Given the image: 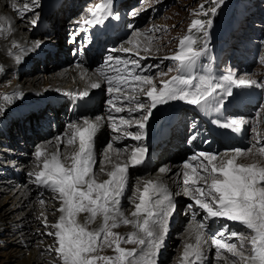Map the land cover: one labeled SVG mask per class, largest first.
I'll use <instances>...</instances> for the list:
<instances>
[{"label": "snow or ice", "instance_id": "1", "mask_svg": "<svg viewBox=\"0 0 264 264\" xmlns=\"http://www.w3.org/2000/svg\"><path fill=\"white\" fill-rule=\"evenodd\" d=\"M215 6L208 11H201L204 16L209 13L215 16L217 9L224 3V0H212ZM39 7L37 0H31V6L24 4L23 9H15L20 18H26L28 13L37 16L31 21L35 26L38 22L36 8ZM90 20H85L82 27L97 26L103 24L114 15V0H103L102 3L95 4L94 8H89ZM213 24L212 19L202 21L196 19L191 27L203 33V45L199 49L193 47L196 43L190 36H185L180 40V48L171 57L175 63V71L179 73L170 80L163 81L162 87L157 88L153 84L152 77L145 75L152 67H141L139 52L137 58L121 59L120 57L109 56L107 61L109 66L115 65V76H107L104 72L100 75L106 80V92L110 98L107 103L111 106L109 113H122L127 110L129 116L138 113L136 119L119 118V123L113 115L108 116V121L113 125L114 132L121 131V126H136L138 131L133 133L123 131L125 137L134 141L141 142L147 137V125L154 115V110L158 106L166 105L173 101L185 102L188 105L197 107L205 113L219 114L212 123L218 128L239 132L245 121L242 118H234L224 115L226 101L233 96L234 88L264 87V84L247 79H236L229 70L226 74L216 76L215 74H201L202 58L207 56L209 46V30ZM77 33L70 37L72 43H76ZM91 42V35L84 37ZM37 47H40L37 44ZM123 52L130 53L128 48L121 49ZM148 51V48L144 49ZM146 58V57H145ZM139 69V71H137ZM173 69H169L172 71ZM162 75H166L162 73ZM143 85L150 86L146 93ZM91 89H100L102 85L98 82L90 85ZM139 95H146L147 100L142 101L139 95H128V90ZM90 91L84 90L76 94L77 100L85 104L90 99ZM125 107L116 106L117 103L124 104ZM104 118L97 116L95 121L83 120V126H78L72 122L67 125L70 136L65 133L68 144L79 141L78 151L71 157V165L65 164L59 158V154H53L50 159L43 160L42 169L29 173L34 176L33 183L37 188L52 194V199L60 202V207L56 211L61 215L56 223L50 227L55 231L46 233L54 236L58 247L55 249L56 255L62 260V264H156V257L163 243L167 231V222L174 214V205L167 189L157 186L152 182L146 183L143 191H139L136 200H133L135 211L132 213L135 219L124 217L121 211V200L124 196L129 166H140L146 162L148 149L146 146L134 147L131 151L129 162L118 164L114 170L108 173L109 179L98 182L93 172L95 164L94 139L103 126ZM199 131L195 124L192 125L191 140H195ZM58 140L62 138L58 137ZM119 141L120 137H116ZM112 145H109L111 148ZM121 151V150H117ZM245 150H236L235 155L219 165L214 161L216 154L199 153L193 155L191 160L197 161L196 164L185 162L183 164L186 171L183 173V185L186 194L194 203L187 205L193 219L200 216L199 228L206 230L211 228V224L217 219H227L237 222L250 230V236L237 231H231L228 240L237 238L239 240V250L236 243L227 242L225 239L228 229L226 226L220 228L212 239V243L217 250V256L221 255V250L231 253L232 257L238 258L244 264H264V167L256 164L241 165L236 163V157ZM264 153V148H261ZM44 156L42 150L35 152L37 160ZM203 159H200V158ZM205 161L207 163H205ZM188 169L191 170V174ZM200 169L206 175H200ZM103 171V169H101ZM164 171V169H161ZM204 181V185L196 186L198 179ZM210 181V182H209ZM44 191L40 193L41 197ZM160 194H163L162 196ZM155 197V198H153ZM41 205L45 203L40 200ZM89 214L85 224L78 222L80 214ZM98 217L102 218V227L97 231H90L86 227L87 223L94 222ZM133 225L136 232L128 235L125 239L119 233L112 231L120 226ZM45 227H49L45 219ZM101 244H106L113 248L116 255L114 257L93 255ZM245 241L251 245V257L244 255ZM134 244L140 249L127 250L121 244ZM207 243L202 238L201 233H197L196 244L186 245L183 253L184 264H200L204 258L202 245ZM51 251V249H50ZM233 264H237L233 260Z\"/></svg>", "mask_w": 264, "mask_h": 264}, {"label": "bare ground", "instance_id": "2", "mask_svg": "<svg viewBox=\"0 0 264 264\" xmlns=\"http://www.w3.org/2000/svg\"><path fill=\"white\" fill-rule=\"evenodd\" d=\"M127 1L123 3L126 5L128 4ZM29 2L19 3L17 2V0H11V2L9 3L10 4L9 8H6V6L8 5L7 0H0V82L3 80V78H5V81H3L2 84H0V131H1V134L4 133L6 135V138L4 139L6 144L10 145L9 149L4 148L5 153H3L4 154L3 158L7 156V153H13V154H16L19 160H24L25 156L22 157L21 153L23 152L20 153L19 150H23V151L31 150V152L34 153L39 149L44 152L43 158L41 157L40 160H37V158H34L35 161L26 163L24 167L22 166L23 169L25 168V171H32L33 173H35L41 170L43 166V160L45 158L50 159L53 154H57V153L59 154V158L65 164V166L66 167L70 166L71 157L78 151L79 141L77 139L73 144L67 143L68 137L65 136V133H68L70 136V130L67 128L68 124L65 123V120H66L65 117L69 116V111H66L65 113H63L62 111L65 110V107L68 106L69 104L68 95L76 96V94H78L81 91L89 90L91 94L90 97L97 98L96 103L93 106L87 108L86 111L88 112L89 116L81 118L82 121L78 120L79 123L77 121L76 122L74 121V122L77 123L78 126H83L84 119H88L94 122L97 116L104 118L103 126L100 128L99 132L97 133L94 139L95 164L93 166V172L95 173L96 180L98 182H103L109 179L108 173L113 171L116 165L128 163L131 151L134 147H137L139 144L143 146H148L149 151L146 154V162L143 164L142 168L140 166H134V167L129 166L128 168V181H127L124 196L121 200V211L123 212L125 218H128L130 220L135 219V217H133L132 215V213L135 211L133 200L135 199L136 203L139 202L138 199H136V197L139 195V192L135 191L133 193V191H131L132 182L134 181L137 184V188H139L137 190L141 192L143 191L144 186L148 182H152L156 184L157 186L166 188L168 194H170L171 196L174 209L179 210L181 208L182 203L179 202V200L176 198L177 197L176 192L179 190V187H181L180 184L184 178L183 173L186 171V169H184L183 167V164L185 162L192 163V164L197 163V161L191 160V157L193 156V151H195L196 149L192 150L189 148L186 149L185 147L183 148L180 147L181 145H185V142L187 141H193L189 137L192 135L193 120L186 119L185 121L183 118L181 120L179 118L178 123L175 124V126L172 129L173 131L172 136L166 141L167 145L162 148L159 147L161 142L158 143L155 146V148H150V145L148 144L147 141L143 140L141 142H137L123 135V131L126 130V131L132 132L133 130L137 128L136 126L128 127L126 125H122L121 131L113 132L111 130L113 128V125L107 119L110 114L116 118L117 123H119V118L121 116L124 117L125 119H133V120L138 118V115H136L135 117H130L129 114L127 113V110L122 113H115L113 110L112 113H109V107L111 106L107 103V101L110 98V96L106 92V87H107L106 80L103 76L100 75V73L104 72L105 75H107L108 72L110 71L113 74V76H115L117 74L114 71L115 65L113 64V66L110 67L109 62L107 61L105 65V67L107 68L106 70L104 65L102 66L101 62L97 58V57H101L102 53L97 54L96 52L97 56L93 57L94 49L92 48V46L89 47L88 44H85L84 47L81 46V49L78 50L79 48L77 49L75 47L76 43H72L70 41L71 44L69 45L68 41H65L64 39H62V33L67 27L70 28L69 30L74 29L75 27L80 28V29L86 28V27H82L79 25H83V22L86 19L87 14H89L88 9L92 8L94 6V3L93 2L87 3L81 9V12L78 13V16L76 18V19H79L80 21L77 22L74 26L72 25L70 26V23L68 24V21H66L65 18L67 17V14L71 15L72 13H75L77 9L80 8L79 2H81V0H71L70 1L71 4L69 6H73V9L69 11L70 8L67 7L66 16L64 15L63 12L62 14L58 13L61 9L58 10V12H56L55 14L53 13L52 16L50 15V17L49 15H46L44 19L48 20L47 18L49 17L52 23L51 24L49 23L50 26L45 31L40 30L38 32L37 27H39V25L42 23L41 18L38 19V22L35 26H33L30 23V27H29V24L26 25L27 23L25 24V22H23L25 20L21 19L19 16V13L15 10V9H23L25 3H28L31 6V3ZM13 5H15V9L13 8ZM121 5L122 3L119 6L120 14H122L123 17L125 18H129L127 15H124L122 13L123 6ZM31 18H32L31 19L32 21L33 19H36L37 16H32ZM50 33H52L53 35V38L50 37L51 40H54V43L56 44H52V43L48 44L45 42V40L47 39L41 38V34L48 35ZM82 33L83 32L80 31L79 36H78L81 40H83ZM34 35H37L39 37L33 38ZM142 38L143 37H141L139 33H135L134 39H131L128 37L119 39L118 44H116L115 46L112 45V48L110 47L111 51L115 52L111 56L114 58L120 57L121 59H127L129 57L134 58L136 57L137 51L139 52V55H143V56L147 55L148 51H144V49L148 48L151 50V47H149V45H147V42H145V39H142ZM104 42H105L104 47L106 49H109L106 47V45H108L109 43L106 42V40ZM141 42L145 43L144 44L145 46L143 47L144 49L142 48L139 50L137 49V47H142ZM37 44H39L40 47H37ZM60 46L61 48L59 49ZM65 48L68 49L67 55H69V57L63 54L66 51ZM69 48L77 49L78 53L72 55L70 52L71 49ZM123 48H128V49H131L132 51L130 53H126L121 50ZM141 50H143L144 52H142ZM80 52H82L83 54H79ZM51 53H54V55H52ZM139 59L141 63L142 58L139 57ZM43 60L45 64H42ZM47 61H49V63L51 64L53 63L54 66L46 65ZM65 63L68 64L66 67L59 68V66L63 64L65 65ZM40 64L43 65V67L45 66L46 72H49V73L41 72L39 74L34 75L31 78L26 77L22 81L23 82L22 86L19 85L21 83L16 82V81H20L23 76H28L32 72L34 73L36 71V68L39 67ZM52 68H55V69L59 68V69L54 70L51 73L50 69ZM10 72H17L18 73L17 76L19 79L17 80L11 79L14 76V74ZM50 78H55V79L50 80ZM95 82L100 83L102 85V88L91 89L90 85ZM50 83L57 84L56 85L57 89H47L46 90L47 93L46 95H44L45 98H43L41 101H35L37 102V104L28 102L26 104L21 105L22 102H24L22 100L26 99L28 96H30L33 93V92H28L27 87L29 88L37 87L41 84L45 86ZM149 87L150 86L143 85L144 91L146 92ZM54 91H57L56 93H60L61 95L54 94ZM138 91L139 90L137 89V92ZM237 91H240L239 88H236L235 92ZM132 93L133 92H131V90H128L127 92L128 95H137V94H132ZM47 96H51L53 98V101L47 102L46 100ZM139 96H142V95H139ZM100 97H102V99H99ZM139 98L141 99V97ZM144 99L145 97L143 98V100ZM255 100H256V97H255ZM100 101H101V105L97 107ZM66 102H67V105H66ZM52 103H55V104H52ZM103 103L105 107L104 106L102 107ZM126 103L127 102H125L124 104L117 103L116 106H120V107L128 106L126 105ZM178 103H175V104H178ZM231 103L232 101L228 98V100L226 101L225 108L229 110V108L231 107ZM53 105H58L59 107H54ZM41 106L44 111H42ZM188 107L190 108V105L185 106V108H188ZM160 108L161 106H158V108L154 110V115L151 117L148 123V125L150 126L148 130H154L155 126L159 124L158 123L156 125V120L159 119V114L161 112ZM35 109H37L39 112L36 113ZM180 109H182V107ZM98 110H100L99 113H98ZM235 110L240 113V116L238 118H242L245 121V124L242 126L243 129L241 130L248 129V124L251 126L252 120L247 118V116L244 117L241 115L242 113L244 114V112L245 114H248V110L246 109V107L243 110H238V108H235ZM183 111L186 113V109H183ZM46 112L48 113L50 112L52 116L53 115L58 116V122L60 123L58 130H55V128L53 127L51 128L47 127V129H44L43 126L42 127L39 126L40 129L35 127L36 122L34 119L40 120L41 118L40 115H44V118H45L47 116L45 115ZM89 112H92V114L94 115L98 113V115L91 116L92 114ZM3 119L4 121H2ZM1 121H2V125H1ZM178 125L182 126L183 128L182 131H179L178 129H176V126ZM196 127L197 129H200V124H197ZM109 129H110V133H112L111 136L109 135ZM130 129H132V131ZM14 130H16V135L20 136V138H16V139L13 138L15 134ZM249 130L250 129L247 130V133H249ZM247 133L244 136L243 140L236 139L235 141L232 142V145L230 146L221 145L220 139L217 137H216L217 142L215 143V146L213 143L212 148H210V146L209 148H207L205 143H199L197 142V140L195 141V143L202 148H205L211 151L214 150L215 151L214 153L211 152L212 154L217 155V159L216 161H214V163L219 165L222 161H226L227 159L234 156L235 151L239 150V149H230V147H243L244 145H246V143L248 142V138L246 137ZM104 134H107V137L109 138V140L112 141L111 142L112 147L109 148V145H110L109 143V145L101 151V152H104L103 157L105 156L106 160L104 159V161H102V166L100 167V170L101 168L103 169V173L101 172L97 174L98 172L97 164L99 161V156H101L100 146L103 141L108 140L102 137L104 136ZM117 136H119L123 140L122 143L124 145L121 147L117 146L119 142V141L117 142V139H116ZM58 137L62 138V142L61 140L57 139ZM44 138H48V139H44ZM18 140L20 141V143H18ZM170 143H173V147L175 146L178 148L176 150H172L169 147ZM220 147H224V148L220 149ZM254 149H256V147ZM117 150H121V151H117ZM251 151L253 150L242 152L240 156L236 157V163L244 165L247 162V160L250 159V157L252 156L253 152ZM198 153H201V152H198ZM183 156L187 157V160L184 161V163L178 162V159ZM164 162L166 163L164 164ZM257 162L258 161H255L254 163L257 164ZM9 163H10L9 164L10 166L6 165L4 168L7 173H11L12 170L17 168L18 164H20L18 163L17 160L15 161L11 160ZM13 166H15V168H13ZM144 167L150 169V173L148 174V176H145V177L137 176L136 178L134 175L135 172L144 170ZM156 167L157 169H159L160 172L156 171L157 174L154 172L156 174L155 178L158 179L156 180V182H154L152 181V176H150V174L152 173V171L156 169ZM161 169H164V171H161ZM187 171H189L191 174L190 169H188ZM197 171L200 175H206V173L202 172L200 169H197ZM33 179H34V176H28V174H26V178L24 177L23 185H20V186L16 185V188L14 189L13 193L9 194L4 199L6 201V199L10 198L14 204L16 203V200L20 201V203L15 205V208L22 206L21 208H17V209H22L24 210V212H27V214H29L28 215L29 223H31V226L33 227V229H35L34 226L37 225V228L40 227L42 230L45 231L44 238L40 234L39 235L35 234L36 230H34L32 232V237L29 239L35 240L33 242H38L40 239H45L44 242H46V245H47L46 247L49 248V251L46 255L47 259L53 258L50 264H59L62 260L55 253V249L58 247L56 238L54 236H48L46 235V233L49 231H53V229L50 226L53 223H56L59 219V216L61 215L60 212L58 211L56 212V209L60 207V202L57 200H53L52 194L50 192L44 191V189H41V188H37L36 185L33 183ZM197 179H198V184L196 186H201V183L198 177ZM7 188L9 187L8 186L1 187L0 197H2V194L4 193L3 191H6ZM42 191H44V194H46V196L51 198V200L44 199L45 201L44 204L46 205V207H43L41 205L40 200H38L36 204L35 202L31 201L32 203L29 206H27V204L25 205L28 199L34 196L33 194L37 193L38 195H40ZM181 193L184 194L185 192H181ZM160 195L162 196L163 194H160ZM5 201L0 202V211H2V216H4V217H0V223L2 221L1 227L3 229H6L4 225H6L7 222H9L7 219V216L14 214L15 212L13 208H10L9 206L6 208H3L4 204H6ZM176 201H178L177 204H176ZM129 205L131 208L129 207ZM49 208H53V210ZM186 212H187V215H186L187 217H192L189 209H187ZM41 215L43 219L40 218ZM13 216H15V214ZM196 217H200V216L198 215ZM88 218H89V214H85V213L80 214L78 216V222L83 225L88 220ZM45 219L50 224L49 227H45L43 225L45 222ZM102 223H103L102 218L98 217L94 222L90 224V226L95 228L94 230H91V231L99 230L102 227ZM222 223H225L229 225L231 229L234 228L236 230H238V228L243 227L241 230L243 231L245 235H248V233H251L250 230L246 229L244 226H242L241 224L237 222L228 221L227 219L215 220L216 227H219L218 225H222ZM39 224H41L42 226H38ZM191 225H188L189 227L180 236V238L183 241L182 244L187 243V244L195 245L197 233L198 232L201 233L202 237H203V234L205 233V230L203 231L198 227L199 222H194L193 225L192 226ZM19 226H20L19 224L18 225L12 224L11 227L15 229V231H18ZM120 226H122L121 228L123 229L124 233L126 232L125 234L123 233V235H128V234H131L137 231V229H135L134 226L131 224L124 225L121 223ZM20 228L22 227L20 226ZM118 228L120 227H117L116 229ZM116 229H112V230H116ZM214 229H212V232L214 231ZM88 230L90 229L88 228ZM212 239H213L212 237L208 238L206 240L207 243H205L206 245L204 244L202 245L203 251H204L203 260H207V262L209 258L212 257V252L215 248V246L212 243ZM230 241L231 240H229L228 242ZM20 242L21 243L24 242V246H26L25 240H20ZM30 242L31 241H29V243ZM98 242L100 243V241ZM132 245H133V248L137 249V253L139 254V251H140L139 247L134 244ZM20 246L23 247V244H21ZM124 247L125 249L130 250L128 246L124 245ZM35 250L36 252L32 254L31 258H29L30 264H44L43 262H40L39 260L41 256L40 257L38 256L39 258L36 257L37 251L39 250L38 249H35ZM53 252L54 254H52ZM183 253L180 258V262H179L180 264H184ZM18 254L19 252L16 254V256H18ZM230 254L231 253L227 252L226 250H221V256L223 255L222 257L228 258L229 256H231ZM251 254L252 253L250 251L249 255H246V254L244 255L250 258ZM214 256L217 258L219 257L217 255H214ZM215 263L221 264L219 262H215ZM228 263H231V261Z\"/></svg>", "mask_w": 264, "mask_h": 264}, {"label": "rangeland", "instance_id": "3", "mask_svg": "<svg viewBox=\"0 0 264 264\" xmlns=\"http://www.w3.org/2000/svg\"><path fill=\"white\" fill-rule=\"evenodd\" d=\"M31 0H17V2H29ZM71 0H61V2L58 3L57 8L48 13L47 15L52 16L53 13L55 14L60 10L58 13L66 16V10L67 7L70 8V10L73 9V6H69L71 4ZM129 1V2H128ZM128 4L122 3L121 6L126 7L127 10H123L122 13L124 15H127L130 21L128 22H136V25L134 29L130 30L128 35L126 37L134 39L135 33H139L142 39H145V42H147V45L151 47V50H148L147 55H139L140 58H142L141 61V67L145 66H157L158 67H152L150 71H146L144 74L152 77L153 84L157 87L160 88L162 87V82L170 80L173 76L178 75L177 71H175V63L171 59H168L167 57H171L180 48V40L183 39L185 36H190L191 39L195 40L196 43L193 44V47L196 49H199L203 45V40L202 36L203 33L199 32L197 29H193L191 27L192 22L196 19H200L202 21H206L207 19H212L213 24L211 29L209 30V46H208V53L207 56L202 58V68H201V74H215L216 76H220L222 74H226L229 70L234 74L236 79H247V80H253L257 81L258 83L264 84V0H224V3L220 5V7L217 9V12L215 16H212L210 13L208 16H204L203 12L201 11L200 6L204 5V11H208L211 7L215 6L212 2V0H128ZM11 0H7V6L6 8H9V3ZM38 4L40 5L41 3L39 0H37ZM53 4L57 3V0H51ZM94 3V6L96 3H101V0H81L79 2V7L75 13H72L71 15L67 14V17L65 18L66 21H68V24L70 23V26H74L77 22H79V19H76L78 16V13L81 12V9L87 4V3ZM31 3V2H29ZM94 6L92 8H94ZM38 8V7H37ZM36 8V13L38 14V10ZM75 8V7H74ZM69 13V12H68ZM88 15V14H87ZM20 16V15H19ZM34 16L32 13H28L26 18H24L25 24L30 27L31 23V17ZM46 20L48 22V25H40L37 27L38 32L40 30L45 31L46 29L49 28L50 24L52 23L49 19ZM87 17V16H86ZM138 19V20H137ZM85 21V20H84ZM82 22V21H81ZM50 23V24H49ZM128 24V23H127ZM127 24L125 27L127 28ZM77 28V27H75ZM71 29L67 27L62 33V39L65 41H68L69 45L71 44L70 37L72 36L73 33H77L79 36L78 29ZM49 31V30H48ZM68 33V35H67ZM76 37V44L75 47L78 49L80 47L81 49V41H79V37ZM39 36L34 35L33 38H37ZM53 38L52 33L45 35L41 34V38L47 39L45 40L46 43L50 44H56L54 43V40H51ZM42 39V40H44ZM125 40V39H124ZM122 40V41H124ZM80 42V44H78ZM119 43V42H118ZM117 43V44H118ZM145 43L141 42L142 47H137V49H142L145 45ZM79 46V47H78ZM107 48L105 51L103 50V53L101 57H97L98 60L101 62V65L105 67L107 58H108V53L114 54V51H111L110 47L112 48L111 44L106 45ZM61 46L59 47V49ZM66 49V48H65ZM71 49V48H69ZM77 49H71V54L74 55L78 53ZM144 49V48H143ZM79 50V49H78ZM68 49L63 53L64 55H67ZM144 52L143 50H141ZM99 52H97L98 54ZM54 55V53H51ZM79 54H83L80 52ZM97 54L95 55L93 53V57H96ZM69 57V55H67ZM147 59H146V58ZM137 57H134V59ZM44 59V58H43ZM45 60V59H44ZM44 60L42 61V64H45ZM102 60V61H101ZM92 62V61H91ZM46 65H53V63H49L47 61ZM68 64L65 63V65L59 66V68L66 67ZM94 65V64H93ZM54 66V65H53ZM92 66V64H91ZM95 67V66H93ZM58 68V69H59ZM106 68V67H105ZM173 69L172 71H169V69ZM55 68L50 69L51 73L54 70H58ZM107 70V68H106ZM14 71V70H13ZM138 71V70H137ZM41 72L49 73L46 72V67L40 64L39 67L36 68V71L31 73L28 76H23L19 82L22 86L23 84V79L24 78H31L36 74H39ZM14 74V76L11 79L17 80L19 79L17 76V72H10ZM162 73L166 75H162ZM44 75V74H42ZM107 76H113V74L109 71ZM55 78H50V80H54ZM5 81V78L0 82ZM16 85V84H15ZM57 84L50 83L47 85H39L37 87H27L28 92H33L30 96H28L26 99L22 100L21 105L26 104L28 102L31 103H36L35 101H41L46 95V90L47 89H57ZM145 86V85H144ZM148 86V85H147ZM245 89L248 88H243V92L246 91ZM34 90V91H32ZM238 90V89H237ZM240 90V88H239ZM236 88L233 89V94L236 93ZM249 96L247 98V104L240 108L241 110L246 109L248 110V114L242 113V116H247V118L252 120V125L250 126L248 123V129L249 133H247L248 129H244L245 133H247V138L248 142L246 145L243 147H230V149H239V150H253L252 156L250 159L247 160V162L244 165H251V164H256L254 163L255 161L257 162V166L259 167H264V153L261 152V148H264V87H250L249 88ZM57 91H54V94L59 95L60 93H56ZM145 92V91H144ZM4 93V92H3ZM2 93V94H3ZM146 93V92H145ZM53 94V95H54ZM132 94H137L139 95V91L136 93ZM253 94H256V99L257 102L255 105H249V100L252 99ZM61 95V94H60ZM237 95V94H236ZM145 99L143 100L144 97ZM139 96L143 101L147 100L146 95ZM52 97L47 96V102L52 101ZM99 99H102L100 97ZM97 98L95 97V101ZM255 100V99H254ZM253 100V101H254ZM105 102V101H104ZM181 105L182 109L179 110L180 112V120L183 118L185 121L186 119L191 120V117L189 116L190 113V108H185L186 105H188L185 102H180V101H173L171 103H168L166 105H162L160 110L162 111L165 109V106L167 107H172L175 103H178ZM100 103V104H99ZM98 103L97 107L101 105V101ZM48 105V104H46ZM67 105V102H66ZM127 105V103H126ZM105 107L104 103L102 107ZM96 107V108H97ZM126 108L129 107L125 106ZM110 108V107H109ZM173 108V107H172ZM42 109V106H41ZM45 109V108H44ZM108 109V108H107ZM183 109H186V113L183 111ZM31 111V110H29ZM36 113L39 112L37 109H35ZM100 110H98V113ZM86 114L83 116H79V118L72 120L73 122L77 121H82L81 118L89 116L88 112H85ZM92 114V112H89ZM98 113L96 115H98ZM128 113V112H127ZM92 114L91 116H96ZM136 115H139L137 113H132L130 117H135ZM190 117V118H189ZM239 116H237L238 118ZM5 119V118H4ZM4 119L2 121H4ZM45 124L42 122V124L36 125L35 127L40 129L39 126H43L44 129H47V127L51 128L53 126L54 120L52 117L49 115L48 119H45ZM79 120V121H78ZM1 121V125H2ZM249 121V120H248ZM254 121V122H253ZM48 122V123H47ZM69 123V122H68ZM66 123V124H68ZM178 126H176L177 129ZM122 129V127H121ZM243 129V128H241ZM112 130V129H111ZM132 131V129H130ZM136 130L138 131V128L133 130L132 132L135 133ZM179 131H182L183 128L180 126ZM14 137L13 138H20V136L16 135V130ZM113 131V130H112ZM114 132V131H113ZM18 134V133H17ZM112 133H110L109 129V135L111 136ZM105 140L101 143V148L100 152L105 149L111 144V140L107 137V134H104L102 136ZM191 137V136H189ZM2 138V139H1ZM6 138V135L4 133L1 134L0 131V186H8L9 188L6 189V191H3L4 193L2 194V197H0V202L5 201L4 198L8 196L9 194L13 193L14 189L17 186L23 185L24 183V177L26 178V174L32 172V171H25V168L23 169L24 165L26 163H29L31 161H35V152H31V150H19V152H23L22 157L25 156L24 160H19L16 154L13 153H7V156L3 158L5 153V149H9L10 145L6 144L4 139ZM11 138V137H9ZM129 138V137H128ZM48 139V138H44ZM131 139V138H129ZM16 141V140H14ZM118 142V141H117ZM123 140L120 138L118 145L119 147L123 146L124 144L122 143ZM18 143L20 141L18 140ZM221 144V143H220ZM219 145V144H218ZM222 145V144H221ZM138 146H141L139 144ZM225 146V145H224ZM181 148L185 147L188 149L187 146L181 145ZM200 147V146H198ZM256 147V149H254ZM5 148V149H4ZM202 148V147H200ZM224 147H220L222 149ZM4 149V150H3ZM196 150L193 151V155H198V152H204L207 154H212L215 151L214 150H208L203 148H195ZM242 151V152H245ZM212 152V153H211ZM103 153L101 152V156H99V161L97 164V174L103 173V171L100 170V167L102 166V161L104 159L106 160V157H103ZM33 154V155H32ZM63 155V153H62ZM68 156V155H67ZM66 156V157H67ZM178 157V156H177ZM43 158V156H42ZM172 159V158H170ZM200 159H203L202 157ZM11 160H17L18 166L14 170H12L11 173H7L6 170L4 169L6 165L10 166L9 162ZM66 160V159H64ZM63 160V161H64ZM187 160V157L183 156L178 159V162L184 163V161ZM255 160V161H254ZM174 162V161H173ZM206 162V161H205ZM150 163V162H149ZM166 162H164L165 164ZM207 163V162H206ZM22 164V165H21ZM32 164V163H30ZM23 166V167H22ZM143 165H140L142 168ZM102 169V168H101ZM156 171H159V169H156L152 171V181L156 182L158 180L156 177ZM156 174H155V173ZM160 172V171H159ZM33 173V172H32ZM150 173V169L144 167V170L137 171L135 172V177H145L148 176ZM154 173V175H153ZM131 176V175H130ZM98 178V176H97ZM9 181V182H8ZM22 182V184H21ZM204 182V181H203ZM202 180H200L201 185L204 183ZM181 187H179V190L176 192V198L179 200V202L182 203L181 208L179 210L174 209V214L169 218L167 222V231L163 239V243L159 249V252L156 257V263L157 264H180V258L182 256V253L184 252L187 243H183L182 239L180 236L186 229L189 227L188 225H193L194 222H199L201 217H196L193 219V217H187V212L186 210L188 208L187 205L194 203L193 200L186 194L185 192V186L183 185V180L180 184ZM0 187V189H1ZM14 187V188H13ZM137 184L136 182H132V189L133 193L137 191ZM181 192H185L184 194ZM34 196L30 197L28 201L25 203L27 206H29L32 202H38V200L45 199V200H51L46 194L41 197V195L33 194ZM35 198V199H34ZM174 198V197H173ZM2 200V201H1ZM37 200V201H36ZM32 201V202H31ZM6 204H4L3 208L10 207L13 208L15 211L14 214H11L7 216V219L9 222H7L4 227L6 229H3L1 227L0 223V264H30V259L32 254L36 252L35 249H38L36 257L39 258L40 262H43L44 264H50L51 260L53 259H47V253L49 251V248L46 246V242H44L45 239H40L38 242H33L35 240H31L29 238L32 237V232L34 230L35 234L37 235H42L44 238V230H42L40 227L37 228V225L34 226L35 229L31 226V223H29L28 215L27 212H24L22 209H17L21 207H16L15 205L20 203L19 200H16V203L14 204L13 201H11L10 198L6 199L5 201ZM178 201H176V204ZM38 205V203H37ZM43 207H46V205H42ZM177 206V205H175ZM128 207V206H126ZM130 207V205H129ZM131 208V207H130ZM186 208V210H185ZM44 209V208H43ZM52 209L53 208H49ZM132 210V209H131ZM57 212V211H56ZM132 212V211H130ZM25 213V214H24ZM17 214V215H16ZM87 214V213H85ZM0 217L2 216V211H0ZM14 217V218H13ZM13 218V219H12ZM40 218L43 219L42 215ZM176 223V224H175ZM190 223V224H189ZM12 224H19L22 228L19 226V230L15 231L11 226ZM47 224L50 226V224L47 222ZM91 223H87L86 227H88L91 230H94L95 228L90 226ZM45 226V222L43 224ZM191 225V226H192ZM8 226V227H7ZM38 226H42L39 224ZM211 228L208 230H205V233L203 234V239L207 240L208 238H214V234L222 227L226 226L228 229V233L226 234L225 239L228 240V235L230 234L231 231H237L238 233H243L241 230L243 227L238 228V230L234 228H230L229 225L222 223V225H218L219 227H216L215 222L211 224ZM120 228L116 230H112L114 232H117L120 234V236L124 237L125 239L128 237V235H123L124 231L121 228L122 226H119ZM215 228V229H214ZM51 229V228H50ZM212 229L214 231L212 232ZM54 231V229H53ZM204 231V230H203ZM126 233V232H125ZM124 233V234H125ZM252 233H248L246 236H250ZM20 240H25L26 246H24V242H20ZM231 243H236L237 248L239 250V240L237 238H231L230 239ZM29 241H31L29 243ZM23 244V247L20 246ZM29 244V245H28ZM98 244L100 245L97 248V251L94 253V255L98 256H109V257H114L116 253L114 252V247L110 248L106 244H101V242ZM43 245V246H42ZM124 245L128 246L131 249H133L132 244H121V247L125 248ZM204 245H206L204 243ZM35 248V249H34ZM251 245L245 241V248H244V254L249 255ZM53 251V250H52ZM19 252L18 256L16 254ZM217 250L214 248L212 252V257L209 258L208 262L207 260H202L200 264H216L215 262H219L221 264H233V260H236L238 264H244L243 261H239L238 258H233L232 256H229L228 258L222 257L221 255L217 258L214 255H217ZM252 253V252H251ZM31 254V255H30ZM54 254V252L52 253ZM231 255V254H230ZM39 256V257H38ZM208 259V258H207ZM29 260V261H28ZM210 261V262H209ZM231 263H228L230 262ZM62 264V261L59 263ZM98 264H102V262H98Z\"/></svg>", "mask_w": 264, "mask_h": 264}]
</instances>
